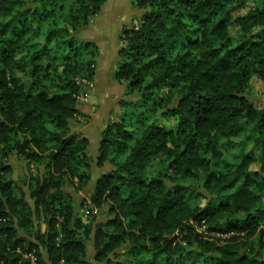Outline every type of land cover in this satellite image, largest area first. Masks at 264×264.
<instances>
[{"label": "trees", "instance_id": "obj_1", "mask_svg": "<svg viewBox=\"0 0 264 264\" xmlns=\"http://www.w3.org/2000/svg\"><path fill=\"white\" fill-rule=\"evenodd\" d=\"M108 1L0 0V264H264V0H134L126 98L96 144L105 220L77 214L92 142L72 129L99 56L79 34Z\"/></svg>", "mask_w": 264, "mask_h": 264}, {"label": "rangeland", "instance_id": "obj_2", "mask_svg": "<svg viewBox=\"0 0 264 264\" xmlns=\"http://www.w3.org/2000/svg\"><path fill=\"white\" fill-rule=\"evenodd\" d=\"M115 4L117 5L118 10H123V12H125V15H123L122 17H112L109 14L112 8H114ZM250 7L251 4L248 3L245 6L238 8L234 12V16L245 14ZM133 8L134 0H113L105 8V11L103 13H99L94 18H92L91 22L95 21L94 28L90 27L88 30L84 29L80 31V39H85L86 37H92L94 39V37H97L98 34L103 35L104 32L107 33V31H110L111 33L115 29L119 30V36L123 29L129 28L131 26H136L137 19L135 18L136 15L134 14L135 10ZM128 11H131V14H129ZM231 33L233 35L236 34L235 28H231ZM118 45L120 46L121 44L119 43ZM108 58L111 57L108 56L107 60H109ZM98 59H100V52L97 61ZM106 67H108V64H106L105 61V64H103V68L101 70L100 66L97 65L95 67L96 72L91 80H81L83 83L89 84V87H91L92 90L90 93L81 92L77 95L79 104L78 112L76 113L77 122L72 129V131L78 137L89 138V140L92 142V147L89 153L91 158L90 173L92 175V181L88 185V187H86L82 191L73 192V190L71 189V192L74 193L75 198V210L77 214L85 220L92 218V216L94 215L96 216L98 221L105 220V214L103 213V210L91 206V194L94 180L101 174L102 171H104L103 168L98 167L95 163L97 156L96 144L98 138L105 130L107 124L113 122L114 120H119V117L117 115L120 110L119 101L126 98L125 82L115 79L114 71L111 75L110 70H105ZM249 98L256 108L259 109L264 106V87L262 82L257 79H254L252 81V88L250 89ZM19 159L20 157L13 156L12 165L14 170L13 176L15 180L18 181V183H21L20 181L25 176L27 165L22 161V159ZM29 168L32 171L35 170L33 165H29ZM41 229L44 230V225L41 226ZM30 258L33 260L32 257Z\"/></svg>", "mask_w": 264, "mask_h": 264}, {"label": "crops", "instance_id": "obj_3", "mask_svg": "<svg viewBox=\"0 0 264 264\" xmlns=\"http://www.w3.org/2000/svg\"><path fill=\"white\" fill-rule=\"evenodd\" d=\"M113 0H109L108 3L105 5L103 11L101 13H103L105 11V8L112 2ZM116 9V10H114ZM122 9V8H121ZM117 9V5L115 4L114 8H112V10L109 12V14L112 17H122L123 15H125V12H123V10ZM129 14H131V11H128ZM127 12V13H128ZM127 14V15H129ZM94 23L90 22L89 27H87L85 30H88L90 27L94 28ZM97 24V22H96ZM112 31V30H111ZM98 33V32H97ZM118 34H119V30L115 29L113 30L111 33L110 31L107 33L104 32V34L100 35L98 34L97 37H94V39L91 38H85L86 40L89 41H94L98 47H99V52H100V59H98V66H100V70L103 68V64H108V67H106V71H111L110 74L112 75V72L114 71V67H115V63H116V58H117V50L119 48V43H118ZM111 47V48H109ZM113 55V56H112ZM110 56L111 58H108L109 60H107V57ZM83 132V131H82ZM81 132V133H82ZM85 133V132H84Z\"/></svg>", "mask_w": 264, "mask_h": 264}]
</instances>
